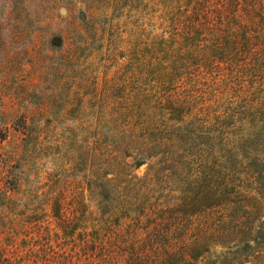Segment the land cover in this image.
I'll use <instances>...</instances> for the list:
<instances>
[{
	"label": "rangeland",
	"instance_id": "374dc122",
	"mask_svg": "<svg viewBox=\"0 0 264 264\" xmlns=\"http://www.w3.org/2000/svg\"><path fill=\"white\" fill-rule=\"evenodd\" d=\"M213 2L204 13L195 0H0V256L87 264L86 234L108 228L89 191L107 169L101 152L111 157L116 135L135 126H171L168 96L211 119L258 109V20H221ZM240 126L251 127L237 123L232 139ZM131 171L155 177L149 164ZM58 202L73 225L55 217ZM241 239L211 252H235ZM241 260L264 264V248Z\"/></svg>",
	"mask_w": 264,
	"mask_h": 264
},
{
	"label": "trees",
	"instance_id": "16d2710c",
	"mask_svg": "<svg viewBox=\"0 0 264 264\" xmlns=\"http://www.w3.org/2000/svg\"><path fill=\"white\" fill-rule=\"evenodd\" d=\"M195 1L204 13V4L212 2ZM214 4L227 11L219 13L221 20L248 27L257 19L264 50V0ZM230 110L211 119L191 98L168 96L162 114L171 126L139 133L135 126L116 135L111 157L109 150L101 152L107 169L90 182V197L108 228L86 234L87 264H244L243 255L264 248V101L258 109ZM245 121L250 129L240 126L244 135L232 139L237 123ZM145 164L155 177L126 173ZM55 213L66 226L77 219L64 213L61 202ZM237 236L242 239L235 252L212 254L213 245ZM0 264L12 261L0 256Z\"/></svg>",
	"mask_w": 264,
	"mask_h": 264
}]
</instances>
